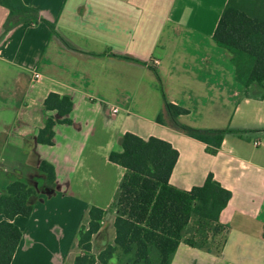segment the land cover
<instances>
[{
    "label": "crops",
    "instance_id": "obj_1",
    "mask_svg": "<svg viewBox=\"0 0 264 264\" xmlns=\"http://www.w3.org/2000/svg\"><path fill=\"white\" fill-rule=\"evenodd\" d=\"M22 1L75 49L43 22L18 24L1 36L7 9L0 5V194L14 180L37 188L30 216L13 218L22 236L10 264H73L91 205L108 210L94 252L112 242L114 211L97 201L101 193L87 180L95 172L104 180L112 167L123 175L108 154L120 150L125 132L177 150L172 185L188 190L212 173L231 193L219 216L228 227L221 253L181 242L170 264H264V100L256 84L243 94L230 54L214 40L227 0ZM151 67L166 100L186 110L181 123L245 132L225 135L212 155L203 142L157 122L163 96ZM50 92L68 96L72 108L70 122L55 123L47 145L36 134L48 115L58 118L44 109ZM41 160L54 166V187L45 184Z\"/></svg>",
    "mask_w": 264,
    "mask_h": 264
},
{
    "label": "trees",
    "instance_id": "obj_2",
    "mask_svg": "<svg viewBox=\"0 0 264 264\" xmlns=\"http://www.w3.org/2000/svg\"><path fill=\"white\" fill-rule=\"evenodd\" d=\"M7 9L1 36L22 23L43 22L69 48L75 49L54 29L53 23L39 16L38 11L22 0H0ZM0 36V37H1ZM215 42L230 54L235 77L247 95L256 84L264 100V0H227L213 34ZM129 61L143 63L129 55H116ZM156 86L163 96V110L156 121L168 124L187 136L205 144V151L216 154L227 134L240 136L245 131L230 128L200 129L181 123L180 114L186 110L168 102L163 94L160 77L151 67ZM48 115L38 130L36 141L51 145L55 123H69L66 115L72 102L66 95L50 92L45 97ZM165 116V118H164ZM62 117V118H60ZM178 152L160 138L143 139L125 132L120 139V150L110 151L108 160L121 166V176L111 202L114 211L112 242L93 250V239L98 234L108 210L91 205L86 222L77 231L79 253L73 264H170L179 243L219 255L226 241L228 227L219 221L231 193L208 173L201 185L180 189L169 182ZM38 169L45 174V184L54 187V166L41 160ZM37 188L20 180L5 186L0 194V264H10L22 233L13 218L30 216Z\"/></svg>",
    "mask_w": 264,
    "mask_h": 264
},
{
    "label": "rangeland",
    "instance_id": "obj_3",
    "mask_svg": "<svg viewBox=\"0 0 264 264\" xmlns=\"http://www.w3.org/2000/svg\"><path fill=\"white\" fill-rule=\"evenodd\" d=\"M119 173H120L119 169H118V171H116L115 167H112L109 174H108V177L106 176L107 178L105 177L104 180L99 181V179L97 177V172L94 173L96 175L94 178L95 180H93V179L87 180L88 181L87 185L89 186L90 189H94L96 192L101 193L100 199L97 200L100 204H102V205H109V203L111 204L114 192H115L116 187L118 185V182L121 178V174H119ZM97 180H98V182H97ZM109 217H110V215H109ZM106 235L107 234L105 233L104 237H100L98 244L105 242V240L107 238ZM115 262H116L115 258H112L110 260L109 264H115Z\"/></svg>",
    "mask_w": 264,
    "mask_h": 264
},
{
    "label": "built area",
    "instance_id": "obj_4",
    "mask_svg": "<svg viewBox=\"0 0 264 264\" xmlns=\"http://www.w3.org/2000/svg\"><path fill=\"white\" fill-rule=\"evenodd\" d=\"M36 78L38 77V74H35L34 75ZM113 113H116L117 112V108H112L111 110ZM254 144H257L256 142H254Z\"/></svg>",
    "mask_w": 264,
    "mask_h": 264
}]
</instances>
